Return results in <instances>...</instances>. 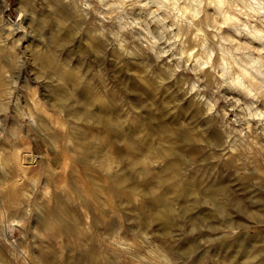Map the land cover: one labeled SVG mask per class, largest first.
Wrapping results in <instances>:
<instances>
[{
    "label": "rangeland",
    "instance_id": "1",
    "mask_svg": "<svg viewBox=\"0 0 264 264\" xmlns=\"http://www.w3.org/2000/svg\"><path fill=\"white\" fill-rule=\"evenodd\" d=\"M136 1L126 0L124 9L113 11L123 16L120 27L99 11L96 0H0V264H264L246 247L264 235V222H257L264 206H256L264 187L252 185L261 180L250 171L256 159L264 165V157H254L264 150V92L248 97L231 87L242 74L220 70V47L233 48L227 39L218 40L209 27L177 32L185 21L197 22L207 13V22L216 18L226 27L231 8L221 0L223 12L216 13L214 0H202L191 18L190 0H178L167 13V29L152 44L141 22L156 5ZM68 2L77 4V11L83 3L87 8L66 16L61 6ZM17 23L21 27L14 32ZM199 37L209 44L218 40L209 56L200 50ZM184 45L195 48L201 63L182 57ZM239 61L252 70L248 61ZM87 84L91 99L82 93ZM214 128L229 136L218 142ZM173 159L177 168L170 166ZM198 173L206 181L193 186L188 202L200 200L208 183L225 182L216 203L227 193L248 194V223L242 224L233 206L209 217L205 210L217 206L214 201L193 208L203 213L194 222L182 212L184 202L176 200L166 227L153 220L143 224L140 207L152 216L148 194L167 192L166 177L182 184ZM111 187L118 194L110 195ZM167 194L172 198L177 192ZM84 198L91 208L82 205ZM40 215L52 217L44 223L35 219ZM222 220L239 227L227 232L205 226ZM165 233L170 262L160 257L164 249L158 241ZM87 250L99 252V258L86 261Z\"/></svg>",
    "mask_w": 264,
    "mask_h": 264
},
{
    "label": "bare ground",
    "instance_id": "2",
    "mask_svg": "<svg viewBox=\"0 0 264 264\" xmlns=\"http://www.w3.org/2000/svg\"><path fill=\"white\" fill-rule=\"evenodd\" d=\"M125 1L126 0H96V3H97L99 11L103 15H105L106 17L109 16V17L115 18L116 21L118 22V25L120 27H124V25H125L124 23L125 22L122 19L123 16L121 14H113V11H117L118 9H124L125 8ZM220 1L221 0H214V8H215V12L216 13L223 12V9L221 8L222 7L221 5L223 3L219 4ZM178 2H179L178 0H154L156 8H153V9L149 8L145 12H144V10L142 11V12L145 13L146 18L141 22V25H143V29L144 30L145 29L147 30L148 34L149 33L151 34L150 39L152 40L151 41L152 44H154V42H156V40H157L156 39L157 38L156 35L158 33L160 34L163 31V29L164 30L167 29V26H166V21H167L166 19L168 17L167 13L171 10V8H175L177 6ZM201 2H202V0H190V3L192 4V8L189 11L191 18L197 16V14L199 13ZM88 3H90V2H88ZM135 3H138L140 5H144L143 0H137ZM226 6L231 8V12L226 15V19H230L231 21H229V23H228V25L226 27H224L222 23H218L216 18H213V20L211 19L210 21L207 22L206 21L207 17H208V13H207L204 17L199 18V20L197 22H194L193 19L185 21V23H183L177 29V32L178 33H182V32L193 33L196 29L200 30V29H205V28L209 27L210 29H212V31L214 33L216 32L214 35L218 36V40L227 39L229 42H231L233 44V48L229 51L226 47H223V46L220 47L219 46L220 47V51H221V53L223 55V59H224L219 64L220 65V70H221V72L223 74H230L232 69H237V70H241V74H242V75H237L235 78H233V80L230 83L231 87H233V88L235 87L236 89L242 91L243 94L245 96H248V97L255 95L256 92H264V83H263V81H264V0H226ZM77 7H78V5L75 4L74 2H68V3H66L65 6H63V7L61 6L64 14L66 16H70L71 17L73 14L77 15L78 13L82 14L83 12H85L84 10L87 8V3H86V5L83 3L81 9L78 10V11H77ZM160 12L162 13V15H161ZM20 27H21V25H19L17 23V27H15V29L13 28L12 30L14 32H16V31L18 32ZM204 39H206V38H204V37H199L198 38V43H199L198 46L200 47V50L206 51V53L209 56L210 51L208 49H209L210 45H211L212 48L215 47L217 45V41L218 40L214 39V37H213L211 39L210 44H209V42L204 41ZM244 48H247V50L244 49ZM233 50H234L235 53H239L240 56H238L237 58H236V56H233L232 59H230V60L226 59L224 55H226L227 53L230 54ZM251 50L257 51L259 53V56H254V54L251 52ZM198 54L199 53L195 52V48H192L189 45L188 46L184 45L183 51H182V57L186 58V60L194 62L195 65L197 63H199V62L201 63ZM239 58H241L242 60L248 61L251 64L252 70L251 71L246 70V68L240 64ZM242 77H244V78H242ZM136 86H138V84H136ZM82 90H83L82 93H84L83 95L85 96V98H89V99L93 98L92 97V89H91V87L88 84ZM254 90H260V91H255L254 92ZM84 101H83V103H84ZM84 107L85 106L80 104V105H78L76 107V109L77 110H84ZM213 124H214V121L212 120L210 122V125H213ZM108 125H109V127H107V128H115V126L113 124H108ZM212 130H215V131H213L214 132L213 135H214V137L216 138V140L218 142H221L222 140H225L226 136H229L227 133L225 134V132L221 131L220 129L214 128ZM117 132H119V131H117ZM258 156L264 157V150L261 153L259 151V155L254 156V157H258ZM176 161H177V159H173L171 164H170V166H172L173 168H177L178 163ZM32 162H34V161H32ZM253 162H254V164H253ZM253 162H252L253 166L250 169V171H251V173H253L256 176H258L256 178L254 176L253 177L256 180L257 179L259 181L261 180V182H259L258 184L254 182L252 185L257 187V189L259 187L262 188V187H264V165H261L260 163H262V162H260V160H257V159L255 161H253ZM80 172H82V170ZM80 175H81V177L83 176L82 173ZM105 176L106 175H104V178H107ZM260 176H261V179H259ZM81 177H80V180L84 179V177L83 178H81ZM58 178L59 177H57V179ZM77 179L74 180V181L78 185V181L79 180L77 181ZM255 179H253V180H255ZM105 180H107V179H105ZM253 180H252V182H253ZM108 181H109V179H108ZM203 181L205 182L206 180L204 179V175L202 173H198L195 176H193L192 178L191 177L188 178L182 184L177 182V178L176 177H166L165 181H164V184H165V187H167V192H168V190H174V191L177 192V194H176L175 197L169 198L167 192H161V193L154 192V191L150 192L148 194V200H149V204L153 207L152 208L153 212H152V216H149L146 213L147 207H140L139 211H141V213L144 215L143 224L146 225V226H149V223L153 220V221H157L159 223H162L166 227L167 224H170V222H171V213L175 212L173 203L176 200H181V201L184 202V205L182 206L183 207L182 208V212L184 214H189L190 217L194 220V222H196V220H197V222H200L202 220L201 215L203 213H201V215L199 213H197V212L193 213V208L194 207H201L202 206L201 202L203 203L205 201H214V203H216L217 199H218L217 198L218 194L225 193L224 192V190H225V186L224 185L226 184L225 182L222 183V181L221 182L220 181L219 182H210V183H208L206 185V187H204V190L201 189L203 191V193H202L200 188H198V186L201 185L203 183ZM83 183H84V181H83ZM56 184H58V183H56ZM59 184H60V182H59ZM81 184H82V182H81ZM104 185H106V184L104 183ZM107 185H109V184H107ZM196 185H198L197 188H198V190H200L199 192L202 193V195L200 194L202 197L200 198V200L194 199L192 201V203H190V202H188V199H190V196H192L193 186H196ZM49 186H50V184H49ZM51 187L53 189L52 184H51L50 188ZM243 187H241V188H243ZM246 187H248V186H246ZM250 187H251V185H250ZM107 188L108 187H106V190H107ZM85 189L86 188H84V190ZM231 189L233 191V188H231ZM49 190L51 191V189H49ZM81 190H83V189H81ZM81 190L79 191L80 194H81ZM69 192H70V190H69ZM109 192H110V195H112V196H115V194L117 193V191L113 187L109 188ZM251 192H253V191H251ZM31 193H30V195H33ZM84 193L86 194V192H84ZM234 193H236V192H234ZM56 194H57V192H56ZM70 194H69V196H70ZM242 194L241 195H235V194L227 193V195H226L227 198H225L223 201H219L218 203H216L217 206L213 207L212 209H208V210L206 209L205 210L206 214L210 217V215L214 216V214H217L220 211H227V213H228V211H230L229 209L231 208V206H233V207L237 208L240 211V213L242 214V216H243L242 220L244 222L242 224L248 223V221L252 218L251 212H249V210H250L249 209L250 208V202H251L250 198L251 197L248 194H243V195ZM107 196H108V194H107ZM108 197H110V196H108ZM104 198H106V197H104ZM106 199H108V198H106ZM88 200L86 198L82 199V201H84L82 203V205L83 204L86 205L87 208L90 206ZM111 200H113V199H110L109 201L111 202ZM109 201L106 204V206H108V207H109V205H108ZM256 201L258 203L256 205L257 209H258V205L259 206H261V205L264 206V194H263V196H261V193H259L258 197L256 198ZM90 203H92V202H90ZM111 203H113V201ZM2 204H3V202H2ZM49 205L51 206L50 209L52 210V205L48 204V207H49ZM28 206H30V205H28ZM263 206H261V207H263ZM3 207H5V206H3ZM93 207H94V205H93ZM255 207H254V209H255ZM53 208H54V206H53ZM89 208H91V207H89ZM45 210H46V208H45ZM108 211H109V209H108ZM42 213L43 212L41 211V214ZM56 213H57V211H56ZM261 213H263V211ZM105 214L109 215L110 212L109 213L106 212ZM204 215H205V213H204ZM220 215H222V214H220ZM263 215H264V213H263ZM263 215L261 216V219H257V222H264V216ZM228 216H229V214H228ZM51 217L52 216H50V215H46V216L44 215V216L37 217V218L35 217V219L39 218L38 221L46 223V222L50 221ZM237 218H238V216H237ZM109 219H111V218L108 217V220ZM254 220H255V217H254ZM230 221H226V220L225 221L222 220L220 222H216V221L213 222L212 221L213 223L205 224V226L207 228H209L208 230H210V229L211 230H218V229L225 228L227 230H224V231L228 232V231H232L235 227H237L235 222L231 223ZM3 223L7 224V222H4V221H3ZM107 223H109V221ZM189 226L190 225H188V227ZM191 226H192V223H191ZM50 227H51V225H50ZM109 227H110V223H109ZM160 230H162V229H160ZM165 231L166 232L168 231V227H167V229H165ZM167 233H165L163 235L164 236L163 239L158 241V244L161 247H163V249H164L163 253H162V255H160V257L162 259H164V261L168 262L169 261V254L171 252H168V249H169L170 246H168V242H167V236H166ZM201 233L203 234V232H201ZM204 235H206V234H204ZM187 236H189V235H187ZM262 236L264 237V235H260L257 238H254V239L252 238L251 241L248 242L247 245H246L247 248H251L252 253L254 254V256L257 257V258H260V260L261 259L264 260V239H263ZM238 238H237V241H238ZM241 240H243V238ZM245 243H246V241H245ZM179 244H180V247H181V243H179ZM235 244H237V243H235ZM169 245H171V244H169ZM150 246L153 248V244H150ZM181 248H183V247H181ZM171 249H173V248L171 247ZM181 250H183V249H181ZM223 250H225V249H223ZM180 252H182V251H180ZM231 252H232V250L230 251V253ZM236 253H233V254L235 255ZM183 255H184V253H183ZM99 256H100L99 252H95L93 250H87L84 259H86V261L91 263L92 260H95V259L99 258ZM239 256H241V255H239ZM254 256H251V257L255 258ZM245 257H247V255ZM68 264H79V263L71 262V263H68ZM92 264H95V261ZM107 264H111V263L107 262Z\"/></svg>",
    "mask_w": 264,
    "mask_h": 264
}]
</instances>
